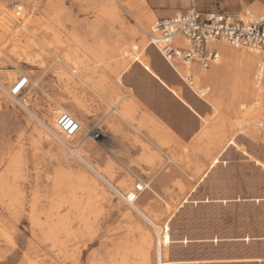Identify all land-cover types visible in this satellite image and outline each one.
Wrapping results in <instances>:
<instances>
[{"label":"rangeland","instance_id":"rangeland-1","mask_svg":"<svg viewBox=\"0 0 264 264\" xmlns=\"http://www.w3.org/2000/svg\"><path fill=\"white\" fill-rule=\"evenodd\" d=\"M50 1L1 2L6 5V10L0 11V76L14 77L12 81L5 79L4 83L8 88L20 76L28 75L32 81L29 80L24 91L25 104L13 102L6 95L0 96V264H112L121 258L126 247L132 245L136 249L128 254L127 263L138 264L142 261V257L136 254L142 242L140 238L146 231L152 238H156V233H161L159 227L165 222L175 243L168 248L166 257L162 258L163 263L166 260L173 264H258L245 262L244 259L246 257L264 259V167L246 161L242 153H250L264 165V125L262 128L255 125L257 120L264 123L262 115L264 103L260 102L253 106L254 98H250L242 105L244 108L240 109L239 100L227 92L222 81L208 86L209 90L205 93L189 89L192 86L186 81L184 83L186 89L183 91L182 99H179L182 103L170 100L154 85L136 87L128 77L119 86L122 95H125V101H132L129 92L132 91L138 100L137 103L147 107L150 116L159 118L166 129L173 132L178 140L176 142L182 146L192 147L189 173L192 174L197 165L209 171L216 165L218 167L203 178V183H198V177L201 175L199 174L193 178L191 175L169 177L166 182H161L155 187L149 184V188L138 195L135 204L155 216L157 228L131 209L113 190L101 183L106 198L93 202L95 215L89 221L90 227L84 229L83 223L77 219L70 225L68 233H59L58 237L66 247L64 254H57L56 250L51 248V244L45 241L47 232L57 231L56 225L50 222V225L44 228L31 226L30 215L35 202L38 213L44 219V214L50 209L51 199L56 197V193L61 197L66 196L68 183L65 180L58 183L56 191L53 189L57 177L63 175L68 167L72 169L74 175L80 171H87L75 158H70L59 142L51 136L48 139L55 148L49 145L47 139H44L45 132L39 122L50 108L56 109V114L64 113L52 100L61 99L63 103L71 101L72 94L66 91L65 83L54 75V72H63L67 69L61 66L56 68L53 63L54 55L50 52L43 57H37L40 49L31 47L26 53L32 58L31 61H34L32 63L25 59L27 55L21 51L26 45L27 38L34 39L30 32L22 30L25 22L32 20V23L27 24L29 31L32 32L37 30L39 23L54 22L55 15L52 11L39 12ZM127 1L62 0L63 10L59 17L62 27L56 28L63 42L61 54L76 48L71 39V34L75 33L84 44L83 47H78V56L93 69L94 62L88 60L85 48H95L98 52L100 45L103 44L106 50H109L112 45L119 43L118 35L121 32L124 36L123 45L129 47L132 43L138 42L126 34L129 29L138 28L134 19L138 14L126 6ZM133 1L136 7L144 5L145 10L150 12L143 13L142 20L147 29L144 35L146 43L148 34L159 19L172 17L190 8L187 0ZM208 3L209 0H195V8L206 13ZM111 9L117 12V20H111L104 14L106 10ZM177 10L180 12L177 13ZM244 14L253 19L264 18V6L246 7L240 13ZM153 50L154 59L165 64L159 53ZM214 52L218 53L217 48ZM258 58L260 60V57ZM198 65L189 64L188 72L186 71L187 75L192 77L189 81H192L193 87L196 88L198 85H195L197 83L194 70L200 69L206 73L205 70L208 71L211 67L210 64L207 69H202ZM178 80L176 77L170 84L176 85ZM33 81H36V85ZM256 82L260 83V80L256 79ZM119 87L108 78L106 88L110 96H115ZM74 91L75 95L84 98L88 103L86 125L94 122L90 124L89 130L99 122L95 130L100 133V137L97 136L98 133H93L95 141L88 137L92 144L85 147L86 155L90 156L88 159L101 167H112L117 172L114 186L123 179H130L132 185L148 182L151 168H147L146 173H141L136 167L128 171L119 159L124 162L137 160L143 152L142 145L148 149L154 148L152 145L156 143L154 139H149L151 135L147 138L138 134L137 142L132 143L135 147L131 148L127 158L124 157L117 152L119 150L116 147L117 143L112 138L115 134L106 131L107 127L104 125L107 118L104 110L101 108L99 110L91 104L95 97L92 90L79 82ZM25 107L31 115L27 113ZM248 110L256 111V114L244 115L241 120L236 118L238 112L246 113ZM77 117L79 118V115ZM56 118L57 115L53 118L54 125ZM146 118L142 112L135 113V119L139 124L144 123ZM245 125L250 128L243 129ZM86 135L87 133L80 127L75 136L82 138ZM254 135L258 140H252ZM171 141L169 144L175 142ZM199 146H204L205 154L196 151ZM57 147L63 154L58 153ZM113 151L117 152L118 159L112 155ZM161 161L166 162L167 159L162 157ZM163 171V175L168 174L167 170ZM87 172L90 175V172ZM177 182L184 185L183 192L176 188ZM193 185L197 186L196 190L188 194ZM206 199L210 202L205 203ZM68 210L67 206H62L57 214L65 215ZM130 229L133 233L126 238L125 235ZM183 238L191 240V243L186 245L179 243ZM245 238L249 241H245ZM148 264H155L153 254L150 255Z\"/></svg>","mask_w":264,"mask_h":264},{"label":"bare ground","instance_id":"bare-ground-1","mask_svg":"<svg viewBox=\"0 0 264 264\" xmlns=\"http://www.w3.org/2000/svg\"><path fill=\"white\" fill-rule=\"evenodd\" d=\"M1 2H3V0H0V11L6 10V5ZM61 2L62 0H51L49 4L43 8V10H39V12L43 13H49V11H52L53 15H55L54 22H49L47 24L38 22L39 26L34 32L29 31L27 27V24L32 23V20H28L22 25V30L28 31V33L30 32L34 39L30 37L27 38L26 45L24 49L21 50L27 55L25 59L32 63L34 61H31L32 58H30L26 53V51L31 47L37 48V50L40 49L37 57H43L47 52H50L54 55L53 63L56 68L61 66L67 69V71L63 72H54V75L56 78L65 83L66 91L70 93V95L72 94L70 97L71 101L63 103L60 99L52 100V102L64 113L71 114L79 122L82 130L87 133V135L82 138L74 136L69 140L61 139L57 135L56 125L53 123L55 115H59L58 113L56 114V109L54 108H50V111L45 112L44 118L39 121L41 128L45 132L43 133L44 139H47L49 145L55 148V145L49 142L50 140L48 138L51 136L55 141L59 142L70 158H75L85 167L87 171L90 172V175L87 171V173L80 171V173L74 175L72 173V169L68 167L63 175L56 178V182L53 185L54 191H56L58 183H62L65 180L68 183L65 192L66 196L61 197L56 193V197L51 199L52 202L50 209H48V212L44 214V219L41 218L36 209L37 203L35 202L33 205L32 213L30 215L31 226L44 228V226L50 225V222L57 226V231L53 232L52 230L51 232H47L45 239L46 242L48 241L51 244V248L56 250L57 254H64L66 249L61 238L58 237L59 233H68L70 225L73 222H76L77 219L83 223L84 229H88L90 227L89 221L95 215L93 202L95 200L106 198V192L102 189L100 183L113 190L114 193L131 209H134V211L141 215L149 224H151L154 228H157L154 221L155 216L150 211L140 209L137 207L135 202L128 203L126 201V195L131 192L132 187L134 188L135 184L132 185V181L130 179H123L120 182H117V185L114 186L113 183L116 182L114 177L117 172L112 167H101L98 164L92 163L91 159H88L90 156L88 157L86 155L87 152L85 151V147L92 144L88 137L94 140L92 137L93 133H98L97 136L100 137V133L95 130L99 122L94 124L95 126L92 130H89V126L94 123L93 121L86 125V112L89 108L87 105L88 103L84 98H80L73 93L75 92V87L79 82L90 88L94 93L95 97L91 104L96 106L99 110L100 108L104 110V115L107 118H105L106 123L104 126L107 127L106 131L108 133L115 134L112 138L114 142L117 143L116 147L119 149L117 152L127 158L130 155L131 148L135 147L132 143L137 142L138 134L147 138L151 135L149 139H154V143H156L152 145L154 148L148 149L147 146L142 145L141 147L143 152L137 160L135 159L136 161L131 159L129 162H124L119 159L128 171H131L133 167H136L141 173H146L148 172L147 168H151L150 174L148 175V182H142L143 191L149 188V184L155 187L161 182H166L167 178L175 177L177 175H191L193 178L201 174L198 177V183H203V178L207 177V174L214 172V170L218 168L216 165L209 171V169L206 170L200 165H197L194 168V172L192 174L189 173L191 168L189 165L191 157L190 151L192 147L188 145L182 146L179 142H176L177 139L173 132L167 130L159 118L150 116L151 114L149 109L145 106L142 107L137 103L138 100L132 91L128 90L131 94L132 101H125V95H122V91L119 86L123 84V81L127 77L131 79L132 83L136 84V87L137 85L147 86L146 84L158 87L163 94L169 97L170 100L174 101H180L179 99H182L183 91L186 89L184 83L187 81L186 76H188L187 69L189 64L184 67H178L174 65H179L180 63L178 61H173L171 62V65H169L168 63L164 64L157 62L153 57L154 48H151L148 43H146L144 37L147 33V29L146 24H143L142 21L144 18L143 13H150L145 10L144 5H141L140 7L137 5L136 7L133 0H128L126 2V6L131 11H134L135 14H138L134 17L138 28L129 29L126 31V34L134 39H137L138 42L132 43L129 47L123 45L122 41L124 36L121 32L118 35L119 43L112 45L109 50H106V47L103 44L100 45L98 52L95 48H85L88 60H92L94 62V68L90 69V65L78 56L77 49L78 47H83L84 44L81 38L75 33L71 34V39L76 45V48L72 49L68 53L61 54L63 42L60 38L61 35L59 36L56 32V28L62 27L61 20L59 19L63 10ZM33 6L36 7L35 4ZM104 14L111 20H117L116 18H118L117 12L113 9L109 11L106 10ZM216 48L218 53L212 60L210 69L208 71L205 70L206 73L202 72L200 69H195L193 74L196 76L197 84L195 85L198 86L197 88L193 87L194 83L192 81H187L188 85L192 86L189 87V89L201 92L203 91L205 93L209 90L208 86L216 85L219 83L218 81H222L227 92L234 97V99L239 100L240 109L244 108L242 105L250 98H254V102L252 103L253 106L260 104V102L264 103V67L260 65V60H258V57L260 56L257 53L248 50H236L223 44H218ZM143 55L146 57L144 58ZM120 57L123 58L117 59ZM96 60L99 61L97 62ZM87 72L89 74H87ZM89 75H92V77H89ZM26 77L28 80L32 81L30 76L26 75ZM176 77L179 78L177 84H170ZM7 78L11 81L14 79L12 75L0 76V96L6 95L13 102H18V100L11 95V89L17 83L18 78L9 88L6 87V84L4 83ZM108 78L119 87L115 96H110L106 88ZM256 79L260 80V83H257ZM33 84L36 85V81H33ZM201 86H204V88H201ZM145 88L147 87H143V89ZM106 106H109V108ZM25 110L29 115H31V112L26 107ZM137 112H142L146 115L147 118L144 123L139 124L136 121L135 113ZM253 114H256V111L248 110L246 113L238 112L236 118L241 120L244 115ZM77 115H79V118ZM258 122L259 121L257 120L255 125H257ZM238 125L240 126L241 124L238 123ZM104 126L102 127V130L104 129ZM131 127L133 129H131ZM245 128L249 129L250 126L245 125L243 129ZM171 140H175V142L169 144L172 142ZM252 140L256 141L258 138L254 135ZM57 151L58 153L63 154V151L58 147ZM196 151L203 154L206 153L204 146L197 147ZM117 152L113 151L111 153L118 159V156L116 155ZM242 156L246 161H252L253 164L264 167V165L260 163L261 161L256 160L250 153L243 152ZM162 157H165L167 161L162 162ZM177 158L179 159L176 160ZM163 170H167L168 174L163 175ZM204 173H206V175ZM71 180H75L74 184ZM175 186L179 191H184V185L181 182H177ZM196 187V185H193L189 189L188 194L193 193L196 190ZM186 202L187 200L184 203ZM209 202V199L205 200V203ZM62 206H67L69 210L68 213L61 216L57 214V211ZM52 212H55V214H52ZM159 228L161 233L157 232L156 238H152L147 231L146 234L142 235V237L140 236L142 241L140 243L142 246L140 244L141 247H138L136 254L142 257V261L138 264H148L150 255L152 254L155 257V264H173L172 262L166 260L164 263L162 262V258L166 257L167 250L170 245L175 243L170 234L169 226L165 222ZM132 233L131 229L128 230L125 237H130ZM246 240L249 241L245 238V241ZM190 241L191 240L183 238V240L179 243L186 245ZM135 249L136 248H134L133 245L132 247H126L121 258L112 264H128L127 256L130 252H134ZM244 260L245 262L264 264V259H261L260 257H255V259L246 257Z\"/></svg>","mask_w":264,"mask_h":264},{"label":"built area","instance_id":"built-area-1","mask_svg":"<svg viewBox=\"0 0 264 264\" xmlns=\"http://www.w3.org/2000/svg\"><path fill=\"white\" fill-rule=\"evenodd\" d=\"M190 8L172 17L159 19L147 36V43L154 48L166 63L178 61L182 65L199 64L207 69L217 53L214 49L223 44L234 49H245L260 56L264 67V18L253 19L248 14L232 15L226 12L203 13L195 8V0H187ZM187 81L192 77L186 76ZM29 84L26 76L18 78L11 95L18 103L25 104L24 91ZM264 118V111L262 113ZM56 132L63 140H69L80 130L79 122L69 113H60L56 118ZM263 127L262 120L257 123ZM143 191L135 184L126 201L133 203Z\"/></svg>","mask_w":264,"mask_h":264},{"label":"crops","instance_id":"crops-1","mask_svg":"<svg viewBox=\"0 0 264 264\" xmlns=\"http://www.w3.org/2000/svg\"><path fill=\"white\" fill-rule=\"evenodd\" d=\"M186 4V2H183ZM183 4V5H184ZM264 6V1L261 0H209L205 11L207 12H226L232 15H239L244 8L249 6ZM177 13L180 10L176 11Z\"/></svg>","mask_w":264,"mask_h":264}]
</instances>
